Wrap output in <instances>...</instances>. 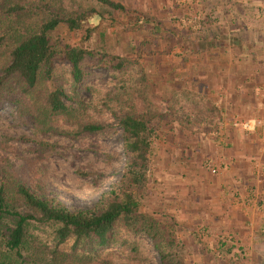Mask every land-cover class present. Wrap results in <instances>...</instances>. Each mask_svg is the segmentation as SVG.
Instances as JSON below:
<instances>
[{"label": "rangeland", "instance_id": "obj_1", "mask_svg": "<svg viewBox=\"0 0 264 264\" xmlns=\"http://www.w3.org/2000/svg\"><path fill=\"white\" fill-rule=\"evenodd\" d=\"M25 1H46L69 14L83 12L89 17L101 14L102 19L92 25L85 23L81 32L69 33L60 29L56 36L91 50L102 41L109 55L126 59L128 65L122 71L114 72L109 63L97 65L91 59L85 63L88 76L80 92L82 101L88 106L85 118L91 117L106 127L102 134L96 136L74 140L60 135L44 137L35 132L19 106L8 101L0 104V172L8 171L46 196L57 198L70 210L92 208L103 193L120 182L125 169L123 131L114 113L137 108V112L157 115L169 113L172 108L180 119L189 120L190 129L185 131L190 137L163 128L161 135L164 138L153 140L150 181L141 211L149 215L156 212L154 217L163 224L169 223V219L179 223L174 230H167L166 240L174 232L176 250H181L180 254L187 264L214 263L204 259L198 243L211 246L213 251H217L222 244L233 248L231 255L224 258L227 264H264V219L245 221L237 227L222 219V222L210 220L211 223L209 219H179L178 216L182 214L176 208L181 204L177 197L181 195V198L183 194L177 190L181 186H193L198 180V170L214 175L213 168L218 169L220 174L227 167L223 152L213 154L217 145L206 140L210 136L215 137L212 134L215 129L208 127L213 117L209 115L207 98L194 93L184 95L183 89L177 87L173 74L179 44L173 28L177 18H167L166 7L169 5V9L176 12L180 4L176 0H156L151 6L150 1L154 0H112L126 7L127 12L122 13L93 0ZM227 1L231 9L240 11L244 8V2L240 0ZM255 2L252 0L249 3L256 5ZM249 9L256 11L252 6ZM138 15L158 20L165 31L164 38L159 33L151 34L148 27L136 24ZM184 22L191 25L190 18ZM91 26H96L95 32L92 39L86 42L85 31ZM135 26L137 28L134 29ZM2 61L0 58V63ZM56 70V81H67L69 66L58 62ZM141 71L145 74L143 82ZM65 87L68 88V85ZM41 95L44 96V93ZM23 138L36 142H25ZM41 140L57 144L56 149L44 154L37 152V141ZM252 167L260 170L256 168V163ZM78 171L94 176L83 177ZM257 180L262 188V178L259 176ZM167 207H170L171 213L167 212ZM184 223L189 230L196 231V240L183 228ZM117 238L135 244L138 252L131 253L129 248L115 246L110 249L113 264H139L137 259L142 260L141 264H161L152 240L146 235L128 234L119 228ZM69 260L72 261L71 258Z\"/></svg>", "mask_w": 264, "mask_h": 264}, {"label": "trees", "instance_id": "obj_2", "mask_svg": "<svg viewBox=\"0 0 264 264\" xmlns=\"http://www.w3.org/2000/svg\"><path fill=\"white\" fill-rule=\"evenodd\" d=\"M93 1L127 12L125 6L112 0ZM87 15L69 14L46 1L0 0V104L8 101L19 106L35 132L44 137L60 135L74 140L105 131L102 123L85 118L88 106L80 97L88 76L84 66L91 59L97 65L109 63L114 72H120L128 61L109 55L102 41L91 50L56 36L60 29L78 33L85 23L92 25L102 19L101 14ZM138 16L136 24L164 38L165 31L158 20ZM95 28L85 31L86 42L92 39ZM58 62L70 68L67 81H56ZM141 74L143 82L145 74ZM136 109L114 113L123 131L125 169L120 182L103 193L92 208L70 210L57 198L46 196L8 171L0 172V264H113L110 249L115 246L138 252L135 244L117 238L119 228L150 238L161 264H187L181 250H176L174 232L166 240L167 230H174L179 223L169 219L163 224L154 217L156 212L149 215L141 209L150 181L153 140L164 138L163 128L189 138L185 130L189 131L191 124L188 119H180L172 108L169 113L157 115ZM56 145L48 140L37 141L36 151L44 154L55 150ZM78 174L94 176L81 171ZM182 226L189 236L198 238L186 223ZM198 245L204 259L213 264H227L224 258L233 251L224 244L217 251ZM137 262L141 264L142 260Z\"/></svg>", "mask_w": 264, "mask_h": 264}, {"label": "crops", "instance_id": "obj_3", "mask_svg": "<svg viewBox=\"0 0 264 264\" xmlns=\"http://www.w3.org/2000/svg\"><path fill=\"white\" fill-rule=\"evenodd\" d=\"M176 1L180 9L174 12L167 5L166 17L177 18L173 27L179 43L173 73L177 87L184 95L207 98L213 117L208 127L215 129V137L206 140L217 145L213 154L223 152L227 164L219 175L198 170L193 186L177 190L183 194L177 197L181 204L176 208L182 214L177 217L222 219L237 227L264 219L259 171L252 167L264 162L261 129L255 126L257 121L264 125V0H255L256 5L240 0L245 3L240 11L227 6V0ZM152 2L156 0L150 6ZM189 18L190 26L184 22ZM235 119L249 121L252 129L234 128Z\"/></svg>", "mask_w": 264, "mask_h": 264}, {"label": "built area", "instance_id": "obj_4", "mask_svg": "<svg viewBox=\"0 0 264 264\" xmlns=\"http://www.w3.org/2000/svg\"><path fill=\"white\" fill-rule=\"evenodd\" d=\"M256 127L261 129V133H260V150L262 152H264V125L261 121H257L256 122ZM233 127L237 128V129H242L246 132H249L252 129V125L249 121H244V120H240V119H235L233 122ZM256 168H260L257 169L259 171V176L262 178V188H261V193H259V195L261 196V198L264 199V164L261 163H256ZM212 174L216 175L219 174V170L216 168L212 169Z\"/></svg>", "mask_w": 264, "mask_h": 264}]
</instances>
